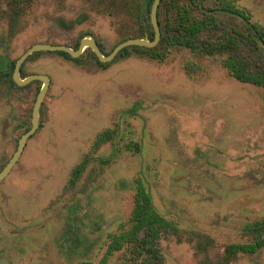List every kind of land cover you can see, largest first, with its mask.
<instances>
[{"label":"rangeland","instance_id":"374dc122","mask_svg":"<svg viewBox=\"0 0 264 264\" xmlns=\"http://www.w3.org/2000/svg\"><path fill=\"white\" fill-rule=\"evenodd\" d=\"M237 1L264 24V0ZM208 5L216 7L214 0ZM6 10L8 0H0V56L9 61L36 43L78 48L87 33L107 55L135 26L130 18L102 15L86 0H38L15 23ZM82 15L87 18L77 23ZM77 65L54 52L26 64L25 76L43 73L51 84L42 127L0 183V264H100L108 233L130 217L138 177L160 213L220 244L240 241L246 223L264 218L262 88L239 82L218 59L186 48L165 61L132 56L107 70L86 49ZM41 87V81L19 87L0 78V169L32 125ZM134 108L135 114L127 112ZM117 125L121 137L112 162L93 160L77 187H68L86 154L113 153L112 143L96 152L92 146L99 133ZM129 141L141 150H129ZM75 204L77 226L69 220ZM97 215L103 228L92 237V249L70 257L73 238ZM194 245L168 234L160 242L166 264H198L202 256ZM109 264H122L121 254ZM231 264H264V250Z\"/></svg>","mask_w":264,"mask_h":264},{"label":"trees","instance_id":"16d2710c","mask_svg":"<svg viewBox=\"0 0 264 264\" xmlns=\"http://www.w3.org/2000/svg\"><path fill=\"white\" fill-rule=\"evenodd\" d=\"M86 1L91 2L102 15L110 16L115 20L123 18L134 20V31L124 33L118 44L130 38L146 36L154 40L155 31L151 21L153 0ZM214 1L216 7L209 6L208 0H161L158 21L162 30V39L156 47H127L110 63L101 62L95 52L90 51L97 63L106 69L111 64L132 56L165 61L173 50L186 48L193 53L218 59L233 78L264 90V24L254 21L252 13L237 0ZM37 2L38 0H8L6 12L11 22H18ZM86 18V15H82L76 19V22L82 23ZM90 35L91 33L83 34L81 40ZM49 52L51 51L36 52L30 59ZM54 53L79 64L83 59V56L73 58L63 51ZM15 62L10 61L12 68ZM7 70L9 71V67ZM11 76L12 74H6L7 80L13 82ZM127 112L135 114L136 109ZM40 127H42L41 122ZM29 129H26L25 133ZM120 135V125L99 133L92 146L93 152L98 151L105 144L112 143L113 153L108 157L86 154L72 170L68 187H77L93 160L109 165L118 152L117 142L120 140ZM126 147L135 152L141 150L140 145L135 141L127 142ZM135 184L136 192L130 217L119 225L117 231L108 233L107 248L100 264H109L110 259L117 253L121 254L122 264H166V257L160 246L165 234L175 237L179 242L185 236L187 240L193 242L197 256H202L198 264H231L241 255L255 256L264 250V218L246 223L242 228L240 241L220 244L216 238L205 232L182 230L176 222L159 212L154 197L142 177L136 178ZM79 208L80 204H75L69 214L70 222L76 226L80 224L77 219L79 214L76 211ZM82 220L81 224H83ZM102 222V215H97L88 220L87 225L84 224L86 226L82 229L83 232L76 236V239L73 238L72 246H74L68 248L70 257L80 253L87 254L92 249L95 243L92 237L102 231Z\"/></svg>","mask_w":264,"mask_h":264},{"label":"water","instance_id":"95a60500","mask_svg":"<svg viewBox=\"0 0 264 264\" xmlns=\"http://www.w3.org/2000/svg\"><path fill=\"white\" fill-rule=\"evenodd\" d=\"M161 0H153V6L151 9V21L155 31L154 40H151L149 36L145 38H130L120 44H118L110 54L105 55L103 50L98 44L97 39L94 36H87L82 39L81 45L78 49H74L65 44H52V43H36L32 45L17 61L14 79L21 85H27L33 81H42L43 85L38 94L37 100L33 109V119L31 128L20 138L18 143V148L7 165L0 172V183L4 181L12 172L15 165L21 159L24 150L27 146L28 141L33 137L40 127V118H41V108L44 103V100L47 96L48 90L51 84V78L48 75L44 74H32L29 77L22 79L20 71L23 63L34 53L42 51H63L69 53L72 57H79L83 54L86 48L92 49L99 60L103 63H108L113 61L121 51L130 46H143V47H156L162 39V30L158 21V10ZM147 11V10H146ZM145 11V13H146ZM145 16L143 17V20Z\"/></svg>","mask_w":264,"mask_h":264},{"label":"flooded vegetation","instance_id":"af4514ba","mask_svg":"<svg viewBox=\"0 0 264 264\" xmlns=\"http://www.w3.org/2000/svg\"><path fill=\"white\" fill-rule=\"evenodd\" d=\"M82 41V40H81ZM98 44H99V42H98ZM80 45H81V42H80ZM80 45H79V47H80ZM69 46V45H68ZM99 46L101 47V49L103 50L104 48H103V46H102V44L100 43L99 44ZM71 47V46H70ZM78 47V48H79ZM30 48V47H29ZM28 48V49H29ZM77 48V49H78ZM27 49V50H28ZM86 49H89V50H92V49H90V48H86ZM85 49V50H86ZM26 50V51H27ZM25 51V52H26ZM24 52V53H25ZM85 52V51H84ZM84 52H83V54H84ZM23 53V54H24ZM104 53H105V51H104ZM22 54V55H23ZM83 54L81 55V56H79V57H73V58H80V57H82L83 56ZM110 54V53H109ZM21 55V56H22ZM108 55V54H107ZM20 56V57H21ZM19 57V58H20ZM31 57V56H30ZM30 57L23 63V65H22V67H21V71H20V74H21V77H22V79H25V78H27V77H29L30 75H32V74H43V73H35V72H33V73H31V74H29L28 76H25L24 74H26L25 73V67H26V64H27V62L29 61V60H31L30 59ZM19 58H17L16 59V62H15V66H14V68H12V66H11V64H10V61H13V60H8L5 56H0V78L2 77L3 79H5L6 80V74H12V80H13V82L10 80V84H13V85H18L19 87H23V86H21V85H19L16 81H15V79H14V74H15V68H16V64H17V61H18V59ZM72 60V59H71ZM15 61V60H14ZM74 61V60H73ZM76 62V61H75ZM112 62V61H111ZM76 63H78V62H76ZM108 63H110V62H108ZM80 64L78 63V65L77 66H79ZM7 67H9V71L7 70ZM80 67V66H79ZM109 68V67H108ZM108 68H104L105 70H107ZM10 78V77H9ZM37 81V80H36ZM33 82H35V81H33ZM33 82H31V83H29V84H27V85H30V84H32ZM42 82V81H41ZM27 85H24V86H27ZM42 85H43V82H42ZM7 165V164H6Z\"/></svg>","mask_w":264,"mask_h":264}]
</instances>
